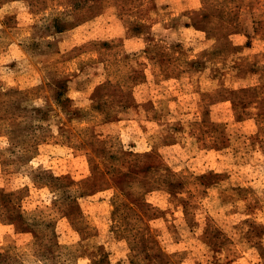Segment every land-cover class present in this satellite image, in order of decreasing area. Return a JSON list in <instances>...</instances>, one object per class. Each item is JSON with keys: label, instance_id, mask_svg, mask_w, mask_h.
<instances>
[{"label": "rangeland", "instance_id": "1", "mask_svg": "<svg viewBox=\"0 0 264 264\" xmlns=\"http://www.w3.org/2000/svg\"><path fill=\"white\" fill-rule=\"evenodd\" d=\"M0 264H264V0H0Z\"/></svg>", "mask_w": 264, "mask_h": 264}]
</instances>
